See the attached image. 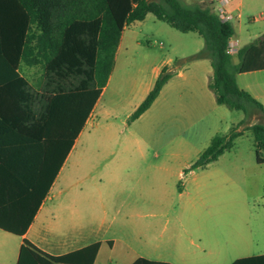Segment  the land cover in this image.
<instances>
[{
  "label": "rangeland",
  "instance_id": "obj_1",
  "mask_svg": "<svg viewBox=\"0 0 264 264\" xmlns=\"http://www.w3.org/2000/svg\"><path fill=\"white\" fill-rule=\"evenodd\" d=\"M180 1L213 11L217 6L215 0ZM226 8L240 12L231 21L239 47L264 32V0H229ZM203 46L196 32L178 31L151 13L125 28L96 114L45 201L57 224L48 239L57 241L71 229L70 210L61 207L76 199L84 241H101L96 264H129L138 256L204 263L209 244L213 252L241 244L244 254L264 253V149L258 163L245 129L264 123V117L258 110L244 113L216 103L209 88L204 99L194 64ZM165 63L175 71L191 67L193 94L171 90L129 120L152 86L155 68ZM259 73L264 72L254 75ZM231 127L242 130L232 146L189 169L212 136ZM182 253L193 259L175 258Z\"/></svg>",
  "mask_w": 264,
  "mask_h": 264
},
{
  "label": "trees",
  "instance_id": "obj_2",
  "mask_svg": "<svg viewBox=\"0 0 264 264\" xmlns=\"http://www.w3.org/2000/svg\"><path fill=\"white\" fill-rule=\"evenodd\" d=\"M147 13L204 40L194 57L210 59L208 87L215 101L247 113L264 107L236 82V74L264 69V32L242 45L236 62L226 52L231 22L198 3L180 0H0V228L22 236L45 198L112 70L122 30ZM22 64H38L30 82ZM171 76L163 66L130 114L152 104ZM249 130L263 162L264 123ZM242 130L214 135L190 168L203 167L229 149ZM100 243L50 255L23 238L16 264H93ZM131 264H171L137 258ZM232 264H264V254Z\"/></svg>",
  "mask_w": 264,
  "mask_h": 264
},
{
  "label": "crops",
  "instance_id": "obj_3",
  "mask_svg": "<svg viewBox=\"0 0 264 264\" xmlns=\"http://www.w3.org/2000/svg\"><path fill=\"white\" fill-rule=\"evenodd\" d=\"M136 21H140V20H136ZM131 23H129V24H131ZM127 26H125L121 32L119 42H118V45H117V48L115 51V55H114L113 66L115 63L116 54L118 52H120V50L122 49L123 33H124L125 28H127ZM232 56H235V55H232ZM206 58L207 57L198 58L195 61L198 63H194V64H196V66H198L197 68H199V70L201 71V75H199V78H197V79L200 81L199 91L202 93V96L204 97V99H207V96L209 94L207 91L208 90L207 88H209L208 83H209L211 76H212V68H211L210 60H209V63H207ZM235 58H236V56H235ZM232 61L236 62L237 58L235 59V61L234 60H232ZM163 66H167L166 63L163 64ZM21 67H22L23 72L26 73V77L28 78V80L30 82H33L36 80L37 76L33 72L38 67H40L38 64H22ZM168 68L169 67L167 66V70L171 71V76L163 84V86L161 87V89H160V91H159V93L155 99H158L161 95L169 93L171 90L174 91L175 89L179 90V93L186 92L187 94H193V90H191L190 88H191V86H193L196 77H194V75H193L194 71L191 70V67H186L184 71H180V70L175 71L174 69H171V68L168 69ZM112 70H113V67H112ZM112 70H111V72L107 78L105 86L102 88L100 95L98 96V98H97L96 102L94 103L89 115L87 116V118L83 124V127L81 128L77 137L75 138L73 146L76 144V142L83 135L87 122L93 116H95L97 105L101 99V96H102L104 90L106 89V87L109 83ZM160 70H161V68L160 69L155 68L154 81H155L156 77L158 76ZM30 71L32 73L31 75H30ZM258 72H264V69L253 70V71H248V72H239L236 74L235 78H236V82H237L238 86L240 88L245 89L247 92H249L251 94V96H253L255 99H257L262 104V106L264 107V73H259L260 75H254ZM27 73H29V75ZM152 86H153V84H152ZM152 86L148 87L146 89V91L147 90L149 91L152 88ZM147 92H146V94H147ZM213 95H214V93H213ZM214 101H215V96H214ZM73 146H72V148H73ZM71 149H70V151H71ZM70 151H69V153H70ZM69 153L67 154L65 161L63 162L61 168L59 169V172L56 175L55 179L51 183V186L49 187V190H48L45 198L43 199L41 205L39 206V208H38V210H37V212L33 218V221L29 225L25 234L22 236H19V235H15V234H12L10 232H7L5 230H2L0 228V264H16L18 254H19V248H20V245L22 243L23 238H26L27 240L32 242L35 246H37L39 249H41L42 251H44L50 255L64 254V253L79 249V248H81L87 244L98 241L100 243V246H99L98 253H97L96 258H95L94 263H93V264H96L98 254H99V251L101 248V241L100 240H93V241H88V242L84 241V239H85L84 238V232H83L82 225L79 222L80 213H79V210L77 208V203L75 202L76 199H71L69 204L61 207L62 209L64 208V209L70 210V218H71L70 220L72 222L70 225L71 229L66 230L64 232H60L59 235H60L61 239H59L57 241H54L52 239H48L46 237V234H48V233L56 234L57 224L54 220L55 219V213L51 210L50 207H44V204H45V201L49 198V194L51 193V191L55 185V182H56L58 176L60 175V173L64 167L65 162L68 159ZM189 169H192V168H190V166H189ZM73 204H75V207ZM42 223H44L43 229H42ZM42 230L44 232L43 235L41 234ZM111 241L112 240H110V239L107 240V242H109V243H111ZM191 243H192V241H191ZM209 246L210 247L208 248V251H207V248H206V250L205 249L203 250L204 254H207V258L204 257V258H206V260H204L206 262H204V263H200V262L195 263L194 262V263H188V264H232L234 261H236L238 259L264 254V253L244 254L242 252L243 247L241 244L232 245L229 248L231 250H228V251H224V250L221 251L220 249H216L214 252L212 250V244H209ZM139 257L145 258L148 260H153V259H149V258H146L143 256H138L137 258H139ZM137 258H135V259H137ZM175 258L181 259V260L193 259L190 257L187 258L183 253H182V255H177ZM154 261H163V260H154ZM132 262H130L129 264H131ZM163 262L176 264V262L167 261V260H164Z\"/></svg>",
  "mask_w": 264,
  "mask_h": 264
},
{
  "label": "built area",
  "instance_id": "obj_4",
  "mask_svg": "<svg viewBox=\"0 0 264 264\" xmlns=\"http://www.w3.org/2000/svg\"><path fill=\"white\" fill-rule=\"evenodd\" d=\"M217 2L216 6V14L221 21L231 22L233 19H238L240 17V12L238 9H235V13L233 11L227 10L226 5L228 4L229 0H215ZM240 47L237 45V41L234 36L229 38L227 42L226 52L229 55H236L238 49Z\"/></svg>",
  "mask_w": 264,
  "mask_h": 264
}]
</instances>
